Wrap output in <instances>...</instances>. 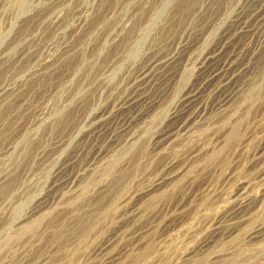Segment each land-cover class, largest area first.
I'll return each mask as SVG.
<instances>
[{"label": "rangeland", "instance_id": "obj_1", "mask_svg": "<svg viewBox=\"0 0 264 264\" xmlns=\"http://www.w3.org/2000/svg\"><path fill=\"white\" fill-rule=\"evenodd\" d=\"M0 264H264V0H0Z\"/></svg>", "mask_w": 264, "mask_h": 264}]
</instances>
